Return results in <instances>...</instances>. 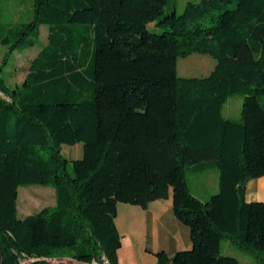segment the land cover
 <instances>
[{
	"label": "trees",
	"instance_id": "trees-1",
	"mask_svg": "<svg viewBox=\"0 0 264 264\" xmlns=\"http://www.w3.org/2000/svg\"><path fill=\"white\" fill-rule=\"evenodd\" d=\"M33 0L31 18L0 24V264H119L118 204L147 208L173 193L192 247L158 264H239L228 237L264 264V201L246 184L264 176V0ZM172 8L170 11L169 9ZM1 15V12H0ZM164 29L156 32L149 28ZM48 41L21 84L9 57ZM209 54L206 76L182 77L181 56ZM243 96L240 118L223 114ZM83 143L68 159L62 146ZM215 168L207 200L192 166ZM51 184L56 204L18 217V188ZM69 257L74 263L50 259ZM25 261L26 263H24Z\"/></svg>",
	"mask_w": 264,
	"mask_h": 264
},
{
	"label": "rangeland",
	"instance_id": "rangeland-1",
	"mask_svg": "<svg viewBox=\"0 0 264 264\" xmlns=\"http://www.w3.org/2000/svg\"><path fill=\"white\" fill-rule=\"evenodd\" d=\"M188 1L191 0H176V12L182 13ZM32 9L33 0H0V24L3 26H10L27 22L31 18ZM169 10L171 11L172 8ZM149 28L159 33L164 30L155 27L153 24H150ZM47 36L48 25H42L40 40L35 47L23 52H15L9 57L8 62L2 70V75L9 85L15 86L23 82L31 59L34 58L41 47L47 43ZM8 49L9 47L7 45L0 43V65L3 64ZM215 64L216 60L211 55L194 52L178 58L177 72L178 75L182 77L206 76L212 72ZM242 104V95L235 94L230 96L223 108L224 116L240 118ZM62 152L68 159L81 158L83 156V143L79 142L75 145L65 144L62 146ZM190 174L189 172V175ZM203 175L205 178H209L211 183L213 182V185L216 183L217 170L215 168H209L208 172ZM55 204V188L51 184H28L21 185L18 188L17 209L18 217L20 218L38 212L44 207L55 206ZM221 252L222 254L236 257L239 260V264L255 263V256L253 253L240 248L228 237L222 239ZM50 261L55 263H74V260L69 257L50 259ZM23 262L26 263L25 261Z\"/></svg>",
	"mask_w": 264,
	"mask_h": 264
},
{
	"label": "crops",
	"instance_id": "crops-1",
	"mask_svg": "<svg viewBox=\"0 0 264 264\" xmlns=\"http://www.w3.org/2000/svg\"><path fill=\"white\" fill-rule=\"evenodd\" d=\"M198 166H192L188 182L196 196L207 200L219 189L218 171L217 181L213 185L203 175L209 169L195 172ZM246 199L264 201V176L247 182ZM116 225L122 236L119 264H158V252L173 256L180 250L192 247L190 228L174 214L172 192L167 199L152 201L147 208L119 203Z\"/></svg>",
	"mask_w": 264,
	"mask_h": 264
},
{
	"label": "built area",
	"instance_id": "built-area-1",
	"mask_svg": "<svg viewBox=\"0 0 264 264\" xmlns=\"http://www.w3.org/2000/svg\"><path fill=\"white\" fill-rule=\"evenodd\" d=\"M84 264H108V262H106V259L102 262L97 261V260H93L92 263H84Z\"/></svg>",
	"mask_w": 264,
	"mask_h": 264
},
{
	"label": "bare ground",
	"instance_id": "bare-ground-1",
	"mask_svg": "<svg viewBox=\"0 0 264 264\" xmlns=\"http://www.w3.org/2000/svg\"><path fill=\"white\" fill-rule=\"evenodd\" d=\"M106 262H108V260H106ZM89 263H92V261H91V262H89ZM108 264H109V262H108Z\"/></svg>",
	"mask_w": 264,
	"mask_h": 264
}]
</instances>
